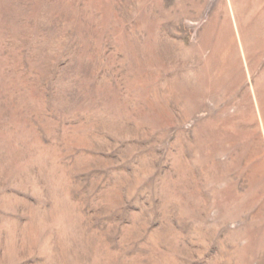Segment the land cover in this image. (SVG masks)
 I'll return each instance as SVG.
<instances>
[{"label":"rangeland","instance_id":"1","mask_svg":"<svg viewBox=\"0 0 264 264\" xmlns=\"http://www.w3.org/2000/svg\"><path fill=\"white\" fill-rule=\"evenodd\" d=\"M0 264H264V0H0Z\"/></svg>","mask_w":264,"mask_h":264}]
</instances>
